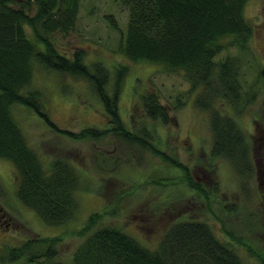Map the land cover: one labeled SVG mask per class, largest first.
Returning <instances> with one entry per match:
<instances>
[{
	"label": "trees",
	"instance_id": "trees-1",
	"mask_svg": "<svg viewBox=\"0 0 264 264\" xmlns=\"http://www.w3.org/2000/svg\"><path fill=\"white\" fill-rule=\"evenodd\" d=\"M118 1L128 11L118 51L134 62L181 71L190 82L189 92L195 91L194 104L208 111L211 149L198 165L211 169L216 178L210 188L189 186L204 198L220 194L215 164L226 159L238 178L240 196L255 203L250 206L231 200L224 206L226 215L247 228L250 235L264 234V120L254 117V130L247 134L232 113H243L253 105L262 86L256 79L245 87L237 56L218 57L221 51L234 47L248 50L253 24L245 10L250 0ZM79 5L80 0H0V158L12 162L17 198L43 221L57 226L76 217V193L90 186L83 184L80 171L67 158L55 157L45 164L14 116L16 104L33 108L48 125L75 140H115L131 164L133 154L126 151L128 148L140 156L143 151L158 155L188 172L186 165L173 162L156 146L153 125L159 121L169 126L172 121L158 89L134 87V104L126 119L120 112V99L130 65L120 62L111 68L101 60L87 61L85 49L77 44L59 48L55 34L71 33ZM107 16L110 25L119 28L115 19ZM37 64L88 82L99 98L107 125L78 130L56 125L50 119L46 92L33 84ZM63 90L70 91L65 84ZM218 98L223 102L217 105ZM177 100L175 106L182 102ZM100 153L111 174L121 170L123 156L119 152ZM120 209L118 197L117 202L89 214L79 232L84 238L73 252L71 264H248L235 245L240 241L242 249L253 256L249 239L235 232L230 239L221 238L207 221L193 218L175 220L157 245L149 247L115 223L101 224L104 217L115 216ZM61 239L60 234L36 236L3 246L0 264L18 259L55 263Z\"/></svg>",
	"mask_w": 264,
	"mask_h": 264
},
{
	"label": "rangeland",
	"instance_id": "rangeland-1",
	"mask_svg": "<svg viewBox=\"0 0 264 264\" xmlns=\"http://www.w3.org/2000/svg\"><path fill=\"white\" fill-rule=\"evenodd\" d=\"M245 13L253 24L248 50L234 47L221 51L218 57L237 56L242 64L245 87L256 79L262 86L253 105L243 113L232 112L240 126L250 134L254 130V117L264 120V0H250ZM107 15L115 19L119 28L110 25ZM127 21L128 11L118 0H80L71 33H56L55 36L60 49L71 48L73 44L82 46L87 61L101 60L111 68L120 62L130 65L120 99V112L124 118L128 119L131 115L134 87L138 90L148 87L159 90L163 103L170 108L172 121L169 126L159 121L153 125L156 146L173 162L186 165L188 172L165 162L158 155L143 151L140 156L139 152L128 148L126 151L133 154L134 164H131L124 157L126 154L121 153V148L117 149L115 140H75L48 125L33 108L16 104L13 107L14 116L45 164H50L55 157L67 158L80 171L83 184L90 188L76 193L79 211L74 219L64 225H50L17 198L12 162L0 158V250L3 246L17 245L25 238L53 234L62 236L55 263H47L43 259L33 262L18 259L6 263L59 264L61 261L71 264L73 252L84 238L79 232L89 214L100 210L105 204L117 202L119 197L120 212L115 216L104 217L101 224L115 223L149 247L157 245L166 228L175 220L201 219L211 224L221 238L230 239L231 233L235 232L249 239L259 249L251 246L254 249L253 256L242 249L241 241L235 245L248 264H264V258L260 259L264 255V234L250 235L247 228L236 224L224 211V206L227 207L231 200L255 205L240 196L238 178L231 163L221 158L215 164L221 186L217 196L204 198L199 190L189 186L209 187L216 178V173L211 169L198 165L201 156L207 155L211 149L212 132L208 111L194 104L195 91L189 92L190 82L181 71L165 70L151 62H134L118 51ZM27 28L31 32V28ZM33 84L46 92L50 119L59 127L78 130L87 125H107L99 98L84 79L63 76L54 69L37 64ZM64 84L68 86L69 92L63 90ZM177 99L182 102L175 106ZM103 150L115 154L119 152L123 156L120 171L111 174L110 166L103 163L100 153ZM251 184L255 186L254 182Z\"/></svg>",
	"mask_w": 264,
	"mask_h": 264
},
{
	"label": "bare ground",
	"instance_id": "bare-ground-1",
	"mask_svg": "<svg viewBox=\"0 0 264 264\" xmlns=\"http://www.w3.org/2000/svg\"><path fill=\"white\" fill-rule=\"evenodd\" d=\"M196 94H198V91L196 92ZM220 102H223V99L221 100V98H218V101L216 104L218 105Z\"/></svg>",
	"mask_w": 264,
	"mask_h": 264
}]
</instances>
